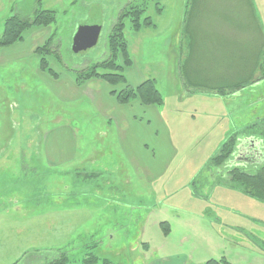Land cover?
Returning a JSON list of instances; mask_svg holds the SVG:
<instances>
[{"label": "rangeland", "instance_id": "rangeland-1", "mask_svg": "<svg viewBox=\"0 0 264 264\" xmlns=\"http://www.w3.org/2000/svg\"><path fill=\"white\" fill-rule=\"evenodd\" d=\"M134 5L144 9L141 19H149L150 24L136 29L130 19H122L121 31L131 60L122 74L125 78V69H130L131 80H153L162 104L145 106L138 98L118 104L138 101L141 106L158 108L174 146L173 157H166V163L159 165V176L150 183L138 181L130 168L126 173H96L90 178L80 171L76 189L79 212H72V199L65 197V213L54 211L38 220L34 219L39 215L36 210L24 217L18 214L26 222L17 220L23 226L16 229L15 236L3 232L7 239L0 240V264H49L56 258L57 264H204L221 257L231 264H264V205L230 187L226 179L215 183L217 177H224V168L206 171L228 137L264 119V0H0V36L4 21L14 14L29 18L33 10L54 11L56 22L48 27L55 36L56 53L45 58L56 74L71 75L106 60V36L122 11ZM89 12L101 22L97 44L74 50L77 26ZM111 17L115 19L110 24ZM46 41L36 45V51ZM37 62L31 59L32 65ZM73 80L81 86L95 79L77 83L73 76ZM124 81L114 86L103 82L116 98L121 90L130 88ZM30 89L31 99L36 98L31 105L34 110L51 107L38 102L40 91L35 86ZM37 105L41 106L34 107ZM78 108L75 119L84 123L81 127L91 123L90 107L80 103ZM85 130L80 140L92 137L96 128L89 124ZM163 133H159L160 139ZM240 140L244 143L233 162L239 163L246 155L264 162V146ZM252 150L261 156L252 157ZM167 152L160 148L161 162ZM86 167L101 173L114 168L102 162ZM65 181L69 184L70 177ZM110 181L114 189L127 191L125 200L138 202L142 210H129L126 215V210L117 208L119 212L108 218L101 205L110 200L116 207L120 205L118 198L103 194ZM31 184L35 186V182ZM29 187L17 181V192ZM30 191L35 193L32 187ZM134 195L140 198H131ZM43 198L37 192L24 198L17 195L16 201H23L25 207L45 205L48 210L56 206L53 195ZM107 221L111 223L106 225ZM109 232L116 241L123 234L119 248L108 240ZM137 236L147 240L146 249L131 244ZM60 253H65L66 261L60 260ZM164 258L170 260L154 262Z\"/></svg>", "mask_w": 264, "mask_h": 264}, {"label": "crops", "instance_id": "crops-1", "mask_svg": "<svg viewBox=\"0 0 264 264\" xmlns=\"http://www.w3.org/2000/svg\"><path fill=\"white\" fill-rule=\"evenodd\" d=\"M99 12L102 13V10ZM114 19H109L110 24ZM25 33L24 41L0 48V240L4 241L7 237L3 232H6L7 236H15L16 229L20 226L19 231L23 226L17 222H26L25 219L17 217L18 214L24 217L36 210L39 215L34 219L38 220L54 211L65 213V197L72 199V212H79L76 189L80 171L90 178L89 175L96 177V173L100 176L107 173H126L130 168L138 181L147 179L150 183L159 176V165L165 164L166 159L170 156L172 158L175 153L170 142V133L158 113V108L141 106L138 101L119 105L115 96L109 93L107 84L101 80H91L79 86L74 83L73 73H57V77H51L41 70L39 58L36 56V45L52 35L50 27H31ZM32 58L38 60L35 65L31 64ZM85 67L87 66L82 68ZM128 72L130 69H125V79L130 88L147 80H131ZM33 85L40 91L38 102L48 103L51 107L48 105L43 110L33 109L31 105L36 104V98L32 100L30 96V86L34 88ZM80 103L90 107L91 117H94L91 118V123L82 127L84 123L75 119L80 112ZM95 119H98L99 123ZM89 124L96 128L91 130L95 132L94 135L88 136L87 140H82L83 136L80 140V135L86 132L85 127L88 128ZM161 132H164L161 135L164 138L160 139ZM99 136L103 137L102 141L98 140ZM161 147L168 151L164 153L162 162ZM98 162L114 168L101 173L86 167ZM168 163L169 160L166 165ZM49 174L52 175L51 180L47 176ZM65 177H70L72 183L67 184ZM17 181L29 184L35 189V193L30 191V187L29 190L27 188L17 192ZM31 182H35V186ZM123 182L127 183V179L124 178ZM37 192L41 199L53 195L56 198L53 204L56 206L46 204L51 209L48 210L44 209L45 205L41 208L25 207L23 201H16L17 195L24 198L26 194L30 193L32 196ZM103 194L109 199L118 198L120 202L119 207H116L113 200L106 206L101 205L105 208L104 214L108 218L111 217L110 214L119 212L117 208L126 210V215L129 210L138 208L140 211L143 208L138 202L125 200L128 197L127 191L114 189L111 181L107 183ZM131 198L140 197L134 195ZM1 199H6L7 203ZM54 207L55 210L52 209ZM110 223L111 221L105 222L106 225ZM109 234L110 243L119 248L120 241L122 244L124 239L123 234H120L117 241L110 232ZM146 241L137 236L131 244L144 250ZM169 260L155 259L154 262L166 263Z\"/></svg>", "mask_w": 264, "mask_h": 264}, {"label": "trees", "instance_id": "trees-1", "mask_svg": "<svg viewBox=\"0 0 264 264\" xmlns=\"http://www.w3.org/2000/svg\"><path fill=\"white\" fill-rule=\"evenodd\" d=\"M33 10V14L29 18L21 17L14 14L6 19L3 23V32L0 36V48L11 46L15 43L21 42L23 34L31 27L44 28L51 26L56 22V14L51 10ZM252 9L250 8V13ZM144 9L134 6L126 7L119 16L116 23L113 24L112 29L106 36V60L92 64L82 71L74 72L73 76L76 78L77 83H83L90 79H99L105 81L111 86L124 84V76L122 71L130 64V55L126 51V43L121 31L123 26L122 19L128 18L133 22L135 28H141L150 24L149 19L141 16ZM260 36V35H258ZM55 36L51 35L43 46L38 48L37 55L39 54L40 68L48 73L51 77H57L56 73L49 68V63L45 56L56 53L54 45ZM186 67V65H185ZM190 84L191 82L188 81ZM138 98L145 106H159L162 104V97L157 90L156 84L153 80H147L141 83L136 88H128L121 90L116 96L119 104H127L130 100ZM261 128L259 129V127ZM251 140L252 142L260 143V147L264 146V119L260 124H254L246 128L243 132L236 133L227 138L222 144L217 154L212 157L208 163L206 171L213 172L224 168V177L218 179H226L225 181L230 184V187L239 189L244 195L254 199L255 201L264 205V162L257 159H252L246 156L240 158L239 163L233 162L232 157L238 149L242 146L240 139ZM240 140V141H239ZM245 150V148H243ZM246 154V153H245ZM254 155H252L253 157ZM264 157V156H263ZM263 159V158H262ZM263 161V160H262ZM261 163V165H260ZM260 165V167H259ZM250 167H256L251 170ZM251 170L252 172H249ZM221 172V170H220ZM222 174V173H221ZM214 175V174H212ZM61 254V261H66L65 253ZM60 256V255H59ZM59 259L56 258L49 264H57ZM204 264H231L226 258L210 259Z\"/></svg>", "mask_w": 264, "mask_h": 264}, {"label": "water", "instance_id": "water-1", "mask_svg": "<svg viewBox=\"0 0 264 264\" xmlns=\"http://www.w3.org/2000/svg\"><path fill=\"white\" fill-rule=\"evenodd\" d=\"M100 23V20L97 19L94 14L90 13V16L86 20L78 24L72 41V47L74 46V50H76L77 46H80L82 50H87L97 44L100 32Z\"/></svg>", "mask_w": 264, "mask_h": 264}, {"label": "flooded vegetation", "instance_id": "flooded-vegetation-1", "mask_svg": "<svg viewBox=\"0 0 264 264\" xmlns=\"http://www.w3.org/2000/svg\"><path fill=\"white\" fill-rule=\"evenodd\" d=\"M257 146H259V145H257ZM256 148H257V147H256ZM259 148H261V147L259 146ZM259 148H258V149H259ZM255 152H257V151L252 150V154H250V153H249V154H250L251 156H252V155L255 156V154H256V157H257V156H261L259 153H255Z\"/></svg>", "mask_w": 264, "mask_h": 264}]
</instances>
